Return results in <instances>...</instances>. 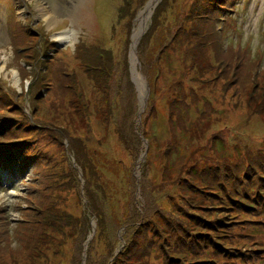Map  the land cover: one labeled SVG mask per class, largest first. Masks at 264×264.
Wrapping results in <instances>:
<instances>
[{"label":"rangeland","instance_id":"obj_1","mask_svg":"<svg viewBox=\"0 0 264 264\" xmlns=\"http://www.w3.org/2000/svg\"><path fill=\"white\" fill-rule=\"evenodd\" d=\"M150 1L0 0V151L28 148L0 169V264H77L80 245L104 264L110 244L116 264H264V0H160L149 81L132 46Z\"/></svg>","mask_w":264,"mask_h":264},{"label":"trees","instance_id":"obj_2","mask_svg":"<svg viewBox=\"0 0 264 264\" xmlns=\"http://www.w3.org/2000/svg\"><path fill=\"white\" fill-rule=\"evenodd\" d=\"M162 1V0H161ZM165 2H166V0H164V3H163V6H164V4H165ZM162 6V7H163ZM152 28H151V32L147 35V36H144L143 37V39L141 40V42H140V49H139V54H140V59H141V68H142V71H143V74L145 75V77H146V79H148L149 81H151V73H150V69H151V65H152V63L151 62H149L146 58L148 57V52H149V49H150V45H151V40H152V36H153V34H154V31L156 30V28H157V24H156V22H157V18H154V19H152ZM185 23H187V22H185ZM154 28V29H153ZM235 30H238V26H236L235 27ZM196 34H198V33H196ZM187 36V35H186ZM227 36V35H226ZM200 37H202V33L200 34V36H199V38ZM49 45V44H48ZM204 47L203 46V44H200V45H197L196 46V48L197 47ZM165 47L161 50V54H164V52H165ZM17 50H19V46H17ZM46 50V49H45ZM44 50V51H45ZM44 51H42L41 53H43ZM51 51V50H50ZM49 51V52H50ZM47 50L45 51V53H44V56H49V53ZM190 52L192 53V57L195 55L194 54V52H195V48L194 47H192V49H190ZM245 52H248V51H245ZM36 53V55H38V52H35ZM56 59V58H55ZM126 59V58H125ZM162 59V55H160V56H158L157 57V61H160ZM61 61L59 58H57L56 59V61ZM88 60H91V59H88ZM244 60V59H243ZM55 61V62H56ZM55 62H54V60L52 59V60H46V59H44V62H41L40 63V65H37V67H36V70H40V69H42V71H39L38 73L37 72H35L34 73V78L32 79V81L34 82V83H36L38 80H43V82L44 81H46L47 80V77L49 76V74H50V72H51V70H52V68H53V66H54V64H55ZM104 65V68H105V73L106 74H108V77H112V73H113V69H115V67H116V65L115 64H109V63H106V64H103ZM259 65H260V63L257 61V63H256V65H255V69L257 70V72H260L261 71V69H260V67H259ZM101 67V66H100ZM35 68V63L33 64V66H32V69H34ZM101 69H103V67L101 68ZM90 71H91V74L94 76V77H97V75L99 74V73H101V72H103V71H101V70H99L98 68H94V69H89ZM45 72V73H44ZM108 77H106V79H108ZM128 84H129V89L132 91V93H135V89H134V86H133V84L131 83V82H128ZM137 97V96H136ZM151 98H152V87H151ZM132 109H133V107H132ZM131 109V110H132ZM153 109V107L151 106V110ZM154 110V109H153ZM3 115H0V117H2ZM203 116H205V115H203ZM138 123H139V121H138ZM10 128V126H6V125H4V126H1L0 125V134L1 133H6V131L8 130ZM140 138L143 140V139H145L144 137L142 138V137H139V136H136V140H140ZM128 140V139H127ZM128 142H130V141H128ZM18 144V143H17ZM15 146H16V144H13V145H8V146H5V145H2V147H5V148H7L9 151H0V169H2V170H6L9 166H11V165H13L14 164V162H12V163H10L13 159H14V157H16V156H21L20 155V153H22L23 151H24V154L23 155H25V154H27L28 153V148L27 147H25L24 145L22 146V147H20V148H18V149H16V152H19V153H12L11 151L12 150H15ZM134 147H135V150L137 151V152H139L140 151V147H141V145L138 143V144H134L133 145ZM229 151H231V150H229ZM233 157V155H232V153H231V155H230V158H232ZM230 158H228V159H230ZM35 159V158H34ZM33 159V160H34ZM215 171H217V172H219V170H215ZM220 173V172H219ZM32 192V191H31ZM86 200H87V213L84 215V217L82 218V220H83V222L86 224V225H88V227H86V229H84L83 230V239H82V243H87V241H86V239H87V236L89 235V234H91V232L94 230V227L92 228V226H91V219L92 218H98V220L100 219V217L102 216L101 215V212H100V208H99V205L98 206H96L95 204H96V200L95 199H92V198H89L88 196H86ZM133 205H136V201H135V203L133 204ZM153 205H155V202L153 203ZM153 205L151 204V213L153 212V210H154V208H153ZM144 208H145V210H149L150 208H148L147 207V205H145L144 206ZM250 209V208H249ZM0 211H2V209H0ZM90 211H91V213H90ZM251 211L252 212H257L258 211V207L257 208H252L251 209ZM142 220V219H141ZM144 222V221H143ZM143 222H137V221H133V222H130V223H125L124 224V227L126 228V236H129V234L130 235H132V234H143L144 232H145V230H143L144 229V227H145V225L144 224H142ZM146 222V221H145ZM144 222V223H145ZM248 222V221H247ZM136 223H141V224H139V226L140 227H136V228H132V226L134 225V224H136ZM225 224V223H224ZM264 224V223H263ZM226 225V224H225ZM123 227V228H124ZM92 241H94V239L92 240ZM125 241V240H124ZM155 243H153L152 241H151V247L154 245ZM89 247H90V244H89ZM257 247H259V249L260 250H262L263 251V249H262V247L260 248V246H257ZM154 248V247H153ZM92 250V247H90L89 248V251H88V248L86 247V245H84V246H82V245H80L79 246V248H78V254L80 255V257H79V255H77L76 257H75V260H76V262H77V264H84V262H85V264H87V262H88V258H89V254L88 253H90V251ZM109 250H111V251H113L114 252V250H118V248L115 246V245H111L110 244V246H109ZM125 250H127V249H125ZM125 250H123V251H120L118 254H117V256H116V253H115V256L113 255V256H111L110 258L109 257H107V259H106V261H105V263L104 264H109L110 262V264H116L120 259H122L125 255H126V257L127 256H129V254L130 253H126V251ZM166 249L164 248V247H162L161 248V251H165ZM88 252V253H87ZM86 253H87V259L84 261V258H86ZM189 255V253H185V255H186V257H188V255ZM118 256H119V259H118ZM113 259V260H112ZM112 260V261H111ZM172 262H174V263H177V264H184L183 262H182V260L180 259V258H176V257H172Z\"/></svg>","mask_w":264,"mask_h":264},{"label":"bare ground","instance_id":"obj_3","mask_svg":"<svg viewBox=\"0 0 264 264\" xmlns=\"http://www.w3.org/2000/svg\"><path fill=\"white\" fill-rule=\"evenodd\" d=\"M160 2V0H151L150 3L148 4L147 8L139 15L137 21H136V26L134 28V34H133V47L136 46L139 38L145 31L146 27L148 26V22L151 18L152 15V10L155 8L156 4ZM70 32L69 30L64 32L63 34L58 35V42H68L70 39ZM136 72V71H135ZM138 77L135 78L136 83L141 86V78L139 77V74H137ZM88 241V240H87ZM89 244V242H88Z\"/></svg>","mask_w":264,"mask_h":264},{"label":"water","instance_id":"obj_4","mask_svg":"<svg viewBox=\"0 0 264 264\" xmlns=\"http://www.w3.org/2000/svg\"><path fill=\"white\" fill-rule=\"evenodd\" d=\"M139 42H140V39L138 40V42H137V44H136V46L135 47H133L132 46V50H133V52H137V48H138V45H139ZM150 90V89H149ZM146 100H145V103H144V101L142 102V104H141V108H140V111H139V123H141V116H142V113L145 111V109H146ZM94 229H95V227H94ZM94 231V230H93ZM120 238H121V240H122V242H124V239H123V237L122 236H120ZM88 242L89 241H87V244H88ZM122 246L116 251V253H119L121 250H122Z\"/></svg>","mask_w":264,"mask_h":264}]
</instances>
